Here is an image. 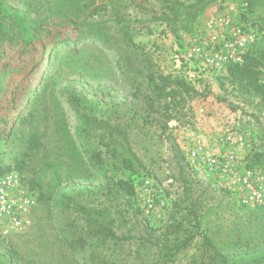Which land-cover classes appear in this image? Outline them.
I'll use <instances>...</instances> for the list:
<instances>
[{
  "label": "rangeland",
  "instance_id": "374dc122",
  "mask_svg": "<svg viewBox=\"0 0 264 264\" xmlns=\"http://www.w3.org/2000/svg\"><path fill=\"white\" fill-rule=\"evenodd\" d=\"M52 1L35 0L32 18L44 23ZM246 1H217L204 10L191 33L178 31L177 35L154 18L160 8L153 0H81V7H73L69 14L80 24L79 29L71 22L52 21L48 24L51 34L40 38L44 32H37L40 40L33 48L23 46L15 30L6 36L0 33V86L8 91L0 102L14 109V92L32 89L27 107L32 95L47 83L42 90V106L49 110L40 128L43 146L26 158L24 178L40 187L54 185L49 170H41L51 159L59 164L62 178L69 173L78 175L76 181L87 188L75 191L70 204L45 206L38 201L28 231L8 236L6 241L0 236L2 246L7 243L20 254L18 264H160V245L179 242L187 234L178 222L191 228L198 221V230L230 253L264 242V206L244 207L237 202L224 174L231 162L222 160L233 155L247 166L254 153L264 159V99L229 84L224 68L216 69L207 61L214 53L206 48L209 19L228 17L242 31L255 34L249 47L252 51L264 52V0H254L252 11L243 15ZM6 2L20 10L29 7V0ZM2 22L10 25L6 19ZM74 36L76 41L71 43ZM197 47L202 53L193 50ZM179 71L187 80V72L193 73L194 79L189 81L198 91L210 94L189 100L183 114L161 128L147 110L146 97L153 92L146 77ZM260 73L262 79L264 66ZM67 90L85 96L97 118L126 128L139 166L121 165L102 144L118 146V141L108 140L98 129L89 130L80 141L84 148L92 143L101 151L100 169L89 168L83 149L84 168L65 156L55 123L61 114L74 138L78 115L83 112L69 101ZM5 115V108L0 109V125ZM234 132L243 134L242 146L225 139L226 133ZM198 137L221 159L211 171L206 163L199 169L189 163V150ZM21 146L1 140L0 163L11 164ZM119 181L128 183L131 192L119 189ZM74 204L100 210L116 235L127 238L101 239ZM72 235L83 242L76 245V253L65 242ZM204 251L202 238L195 236L172 264H205ZM82 255L88 260L80 259Z\"/></svg>",
  "mask_w": 264,
  "mask_h": 264
},
{
  "label": "trees",
  "instance_id": "16d2710c",
  "mask_svg": "<svg viewBox=\"0 0 264 264\" xmlns=\"http://www.w3.org/2000/svg\"><path fill=\"white\" fill-rule=\"evenodd\" d=\"M153 1L156 2L160 8L159 14L154 18L163 24L169 33L177 35L178 31L191 33L192 27L204 10L220 0ZM253 1L254 0L246 1L247 6L243 15H247L252 11L251 6ZM34 2L35 0H29V7L26 10H20L9 5L6 0H0V33L6 36L9 31L15 30L20 37L21 44L27 48L31 46L33 48L36 41L40 40L38 39L37 32H41V34L44 32L40 38L44 37V35L47 36L51 34L48 24L52 21L71 22L74 29H79L80 24L71 20L69 14L73 7H81V0H53L47 10V20L44 23L36 21L31 16L30 10ZM3 19L9 21L10 25L7 26L4 24L2 22ZM98 33L102 34L100 30ZM124 37L127 43L130 44L131 41L126 33H124ZM69 40L71 43L75 42V36ZM64 41H58L57 43ZM262 66H264V52L252 51L251 48H249L241 63L225 65L223 70L225 74L224 77L229 84L243 91L252 92L264 99V81L263 78L261 79L260 77V68ZM146 79L153 92L152 97H146L147 110L149 115L152 116V119L157 120L159 127H166L168 121L175 119L178 115H182L189 100L197 97L205 98L210 94L205 90L198 91L193 83L187 80L183 72L180 71L177 73H150L147 75ZM45 82H47V80ZM45 84L47 85V83ZM45 86L39 88V91L32 95V101L27 107L26 103L31 93L34 92L32 89L26 93H24L23 90L17 93L14 92V97L11 99V102L13 101L16 106L14 109H10L11 107L0 102V109L5 108L6 111V115L1 118L0 141L3 140L8 145H15L16 142L22 145L17 149L11 164L3 166L0 163V177L10 171H15L23 175L26 158L30 156L32 152L43 146V131L40 128L43 124L42 122L49 116L48 107L42 106L45 100V94L42 90H44ZM66 92L69 101L78 109H83V112L78 115V124L74 127V138L71 136L67 122L63 119L61 114L59 120L55 123L58 125V140L63 148L65 156L76 162L79 165L78 167L84 168L85 163L83 162V154L81 153L83 149L86 153V161L89 168L92 170L100 169L101 151L95 149L92 143H87L85 149L80 141L89 130L98 129L108 136V140L118 141L117 144L119 147L113 142L107 143L104 141L102 144L107 150H110L115 158L120 159L121 165L126 168H132L134 165L139 166V161L128 142L126 128L111 125L106 120L97 118L93 115L92 103L85 96L77 93L75 90H67ZM7 94V89L0 86V97H6ZM216 100H219V98ZM21 107H25V111H22ZM8 111L10 114L7 113ZM247 166L257 167L264 171L263 155L254 153L253 156H251V160L247 163ZM46 169L49 170L52 178L51 181L55 182L54 185L48 184L40 187V185L35 184L32 180L22 177L28 192L35 197L36 204L38 201L45 206L50 205V203L60 204L62 202L70 204L73 202V193L75 191L83 192L81 190L82 187L87 189L79 181H76L78 175L69 173V175L62 178L59 171V164L51 159H47L41 168V170ZM118 187L126 192H131V187L124 181H119ZM74 206L76 210L84 216L92 232L101 237V239L117 241L127 238L118 237L116 235L110 223L111 221L105 219L100 210L96 208H87L83 204H74ZM192 216L193 219L196 220L194 213ZM176 224L181 226V229L187 232V234L179 242L175 241L169 243L166 241L160 245V264H172L176 260L178 254L191 244L195 236L202 238V245L206 257L204 261L205 264H264V252L261 253L264 242L251 246L247 244L243 251L230 253L228 251H223L216 239L198 230L196 227L198 221H195L191 228L183 227L180 222ZM0 236L6 241L7 237L1 234ZM65 242L75 253L77 250L76 245L82 246L83 244L81 238L76 235H72L70 240L66 237ZM20 257V254L12 246L7 243L2 246L0 243V264H18ZM79 258L84 261L88 260V256L85 257V255ZM236 261L239 262L236 263ZM92 262L94 263V261Z\"/></svg>",
  "mask_w": 264,
  "mask_h": 264
},
{
  "label": "built area",
  "instance_id": "2783aa9c",
  "mask_svg": "<svg viewBox=\"0 0 264 264\" xmlns=\"http://www.w3.org/2000/svg\"><path fill=\"white\" fill-rule=\"evenodd\" d=\"M232 9V7H230ZM209 44L207 50L210 53L209 63L216 69L224 68L227 64L241 63L248 52L249 47L255 41V34L252 31H242L228 17L207 22ZM200 51V48H194ZM189 53V61L192 57ZM190 81L194 74L187 72ZM264 81V76H263ZM225 139L243 145V134L239 132L226 133ZM189 163L193 168L199 169L207 164L211 171L221 161L219 156L209 151L203 144V139L198 137L188 153ZM222 160H230V167L225 169L226 186L237 199V202L244 207L264 205V171L259 168H252L240 163L233 155H227ZM23 175L10 171L0 177V234L4 237L23 234L33 224V212L36 200L28 192L27 186L22 180Z\"/></svg>",
  "mask_w": 264,
  "mask_h": 264
}]
</instances>
